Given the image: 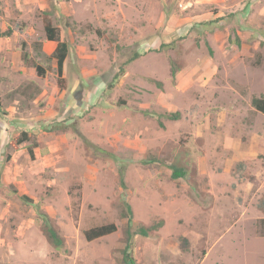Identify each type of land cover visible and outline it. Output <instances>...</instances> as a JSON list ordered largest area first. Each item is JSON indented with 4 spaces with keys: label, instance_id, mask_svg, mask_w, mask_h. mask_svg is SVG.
I'll return each mask as SVG.
<instances>
[{
    "label": "rangeland",
    "instance_id": "1",
    "mask_svg": "<svg viewBox=\"0 0 264 264\" xmlns=\"http://www.w3.org/2000/svg\"><path fill=\"white\" fill-rule=\"evenodd\" d=\"M0 5V264H264V0Z\"/></svg>",
    "mask_w": 264,
    "mask_h": 264
},
{
    "label": "trees",
    "instance_id": "2",
    "mask_svg": "<svg viewBox=\"0 0 264 264\" xmlns=\"http://www.w3.org/2000/svg\"><path fill=\"white\" fill-rule=\"evenodd\" d=\"M1 6V5H0ZM46 38L50 41H55L57 46L53 53V56L57 60V66L59 73L61 74L63 71L64 63L68 55V44L66 41L62 40L61 38V31L59 28L52 25L50 20H46L44 24ZM12 28H8L7 30H2L0 28V37L1 36H10L12 35ZM25 57V55H24ZM124 71L122 68L121 72ZM177 68H172V75L176 77L177 75ZM253 104L256 108L262 110L264 112V98H253ZM1 111V105H0ZM28 139L26 133H23L20 137H18L16 142H22ZM184 176V170L181 167H175L173 172V177H180ZM121 182L124 184V172L121 171ZM124 215L127 217V226L125 229V247L122 250L123 253V262L124 264H137L136 259L133 255V245H134V237L137 234L147 236L150 232L154 229L159 228L163 224V220L159 221L156 224L150 226H139L137 228L133 227V210L131 205L126 201L125 202V211ZM40 217L42 221V229L44 234L46 235L47 239L50 243L56 247H60L64 245V238L59 232V230L51 223L49 217L46 213L40 212ZM264 226V220H263ZM117 230V225L115 223H108L100 226H96L85 230V236L88 240H92L103 235L110 234Z\"/></svg>",
    "mask_w": 264,
    "mask_h": 264
}]
</instances>
